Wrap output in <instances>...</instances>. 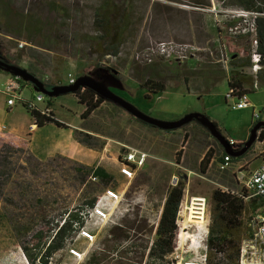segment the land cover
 Here are the masks:
<instances>
[{"label": "rangeland", "instance_id": "374dc122", "mask_svg": "<svg viewBox=\"0 0 264 264\" xmlns=\"http://www.w3.org/2000/svg\"><path fill=\"white\" fill-rule=\"evenodd\" d=\"M102 1L0 0V17H4L0 56L10 64L31 69L46 87L58 81L66 84L69 77H87L160 122L177 120L187 113L204 115L215 121L212 122L228 140H247L251 128L264 121V81L247 92L250 106L244 109L232 108L236 99L225 98L226 77L216 81L213 78L206 92L198 91V74L203 67L227 70V61L237 49L230 44L232 31L224 22L232 20L230 11H241L240 8L225 5L228 0H110L117 9L113 18L128 16V27L118 55L98 57L88 38L95 33L94 12ZM242 18L245 21L239 26L251 20L250 16ZM18 22L31 24L32 32L17 33ZM19 43H23L22 48ZM156 72L160 73L156 81L162 82L165 90L149 93L140 84ZM47 99L57 117L79 121L81 131L104 142L106 151L103 147L96 151L104 155L102 164L112 181L102 186L87 178L84 186L79 182L82 173L73 160L51 157L34 166L24 163L26 155L19 148L8 152L13 175L0 198V264H29L2 208L13 212L25 225L39 226L43 220L59 219L67 211L78 210L91 196L97 197L108 216L100 220L88 216L72 241L55 253L49 264H82L93 250L100 253V264H144V258L137 256L140 246L142 249L148 228L156 222L167 189L179 178L184 181V191L170 258L173 264H204L206 237L212 226L211 193L215 189H239L240 180L259 163L254 146L243 156L231 158L228 167L221 170L217 159L223 148L195 120L166 131L134 118L109 100L82 118L79 115L84 106L74 94L45 96ZM253 113L258 116L254 118ZM209 149L213 158L201 172L200 160ZM123 150L145 154L132 177L119 172ZM106 190L116 192L118 199L104 197ZM199 219L202 223L198 226L195 222ZM240 221L241 229H245L247 213ZM137 223L142 229L135 228ZM115 226L125 232L128 240L112 243L108 233Z\"/></svg>", "mask_w": 264, "mask_h": 264}, {"label": "trees", "instance_id": "16d2710c", "mask_svg": "<svg viewBox=\"0 0 264 264\" xmlns=\"http://www.w3.org/2000/svg\"><path fill=\"white\" fill-rule=\"evenodd\" d=\"M219 1L224 3L225 0ZM228 1L229 3H226L225 5H233L240 8L242 11L255 12L259 15H256L244 26L238 25L245 21L242 17H233L232 20L224 22L226 29H228V31H232L230 34V44L237 50L230 55L227 61L229 66L228 72L224 69L213 70L211 66H205L201 71H199L198 77L201 82V86L198 91H200V93L206 92L209 89L211 79L213 78H215L214 81H216L222 77H226L228 89L233 91L234 96H240L241 94L247 93V90L243 87L244 84L252 86L253 78L243 71V68L250 66L251 63L250 44L253 35L249 30L251 21L253 22L254 27L256 52L260 55V69L256 72V79L258 81H264V15H262L264 14V0ZM113 6H115V4H113L112 1L103 0L94 12L93 23L95 33L93 36H90L88 40L92 44V48L94 49L93 51L98 55V57H104L107 55L113 57L117 56L120 46L124 40V34L128 27V16L124 15L122 17L119 16V18H113V14H115L114 12L117 10L116 7L113 8ZM3 21L4 17H0V29ZM32 25L34 26V24ZM16 27L17 33L22 31L29 33L32 32L31 24L30 26H25L18 22ZM16 36L18 37L19 35ZM4 60L8 62V60ZM27 71L34 74L31 69H27ZM156 77H160L159 72H156V74L151 77L144 78L140 87L147 89L149 93L164 91V84L160 81H156ZM19 80L27 84L29 87H32L29 82L23 81L22 79ZM182 81L187 83L188 79L183 77ZM59 84H61L60 81L51 86ZM74 95L77 98L78 103L84 106V110L80 114L82 118H86L91 115V113H93L105 100L94 91L87 88L77 90ZM21 103L29 112L30 116L34 120V124L37 127L43 126L48 122H52L57 126L65 127L63 123L54 118L51 111L47 115L42 114L37 110H29L24 100H21ZM51 105V100L47 99L46 106L50 107ZM73 137L77 143L92 150L101 149L104 145V142H100L96 136L90 134L89 132L74 130ZM258 137L262 139L264 137V132H260ZM242 144L243 142H235L232 146L233 150H240ZM18 148L19 151L26 155L24 160L26 165L33 164L36 166L41 164V161L35 159L28 151L25 140L17 139L11 134H5L0 137V198L13 175V170H11L8 166L10 163L7 161V153L12 150H18ZM123 151L125 152V150ZM179 156L180 152H177L175 158L177 163L179 161ZM224 156L225 153L223 151L222 156H220L217 161L219 163L223 162ZM53 158L67 160L66 158L58 155L52 157L51 159ZM212 158L213 151L209 149L200 160L201 172H204L207 169ZM72 163L76 165L77 171L82 173L81 179L79 180L81 185H86L87 178L97 181L102 186H108L112 181V175L106 172L101 166L88 167L77 162ZM20 167L23 168L22 165H20ZM183 191L184 181L182 178H179L176 184L171 185L167 189L163 197L156 222L148 228L146 242L142 246V249L140 246L141 251L137 255L139 258H144V264H173V260L170 256L174 252L178 212L183 198ZM211 199L212 226H210L206 237L207 250L205 253L204 264H238L240 242L245 236H247L249 231L247 227L245 229H241L242 223L240 221V217L244 213L255 214L263 205V202L260 199L255 198L250 200L248 203H244L230 190L224 191L221 189H215L212 191ZM84 201L83 205L78 207V210L67 211L60 216L59 219H53L51 221L43 220V224L39 223V226L35 224L25 225L20 222L17 217H15L13 212H10L6 208H2V214L13 230L15 237L18 239L20 247L29 264H49L52 256L65 249L67 244L72 241L73 237L83 227L89 211L97 202V197L91 196ZM44 218L45 217L43 216V219ZM141 223H137L135 228L142 229ZM21 234L24 235V240H21ZM108 236L110 237L112 243H115L117 240H128V236L125 235V232L118 226L111 228ZM24 237L28 238L25 240ZM100 263V253L93 250L89 253L86 260L82 264Z\"/></svg>", "mask_w": 264, "mask_h": 264}, {"label": "built area", "instance_id": "2783aa9c", "mask_svg": "<svg viewBox=\"0 0 264 264\" xmlns=\"http://www.w3.org/2000/svg\"><path fill=\"white\" fill-rule=\"evenodd\" d=\"M233 17H246L250 16L251 20L256 15H259L255 12L247 11H230ZM264 15V14H262ZM249 30L252 32L251 38V54L250 61L251 67L250 70L255 74L260 69V55L256 52V41L254 39V27L253 22L249 25ZM23 43H19V48H22ZM224 61V59H223ZM20 78L16 76H11L5 86L4 92L9 95L10 102L20 100V91L22 88V83ZM75 81L74 78L69 77L66 84H73ZM62 84V83H61ZM231 89L227 90L225 95L226 99H236V103L232 105L234 109H244L247 106H250V103L247 100L246 94H241L240 96H234ZM23 101V100H22ZM26 106L29 110H37L42 114H48L50 112L49 107L46 106L45 95L41 92H35L34 96L28 100H24ZM40 105H43L40 108ZM258 115L253 113V117L256 118ZM34 121V120H33ZM258 137V135H257ZM229 144L233 146L235 143L234 140H228ZM261 149H257L258 147ZM259 147V148H260ZM254 151L260 156V161L258 165L249 172L245 179L240 180L239 189L236 191H231L236 197L240 198L244 203H248L250 200L258 198L263 202V205L255 214L247 213L248 223L247 229L248 234L245 236L239 246V255H238V264H264V139L258 138L254 144ZM145 154L137 151L129 150L125 152L122 156L119 166V172L124 177H132L135 170L143 163ZM231 156L225 153L223 157V162H220L218 167L221 170H224L228 167V164L231 161ZM174 184H176V179ZM226 191V190H224ZM104 197L110 200L118 199V194L111 190H106ZM88 216H94L96 219H105L108 216V212L96 202L94 207L89 211ZM84 237L90 238V235L81 231ZM88 236H86V235ZM73 251V250H72ZM74 256L78 257V253L73 251Z\"/></svg>", "mask_w": 264, "mask_h": 264}, {"label": "crops", "instance_id": "0c3cea01", "mask_svg": "<svg viewBox=\"0 0 264 264\" xmlns=\"http://www.w3.org/2000/svg\"><path fill=\"white\" fill-rule=\"evenodd\" d=\"M250 67L251 63L250 66L243 68V71L253 78L252 86H248L247 84L243 86L247 92H252L257 89L260 83L256 79V73L253 74ZM225 71H229V66ZM11 76V73L0 68V137L5 134H11L17 139L25 140L28 151L38 161H44L58 155L88 167L101 166L104 168V164H102V156L104 155L101 152L86 148L75 141L73 131L81 130L78 125L79 121L73 122L69 119L57 117L51 105L49 109L54 118L63 123L65 127L57 126L52 122L45 123L40 127L34 124L33 118L21 103V100H28L34 96L35 91L32 87L22 83V88L19 93L20 100L10 102L11 98L4 92V86ZM18 105H21V107H18ZM42 107L43 105H40V108ZM261 122L264 123V121ZM260 132H264V128L258 131V133ZM234 141L240 142L237 140ZM103 151H106V145L103 147ZM105 171L107 172V170Z\"/></svg>", "mask_w": 264, "mask_h": 264}, {"label": "water", "instance_id": "95a60500", "mask_svg": "<svg viewBox=\"0 0 264 264\" xmlns=\"http://www.w3.org/2000/svg\"><path fill=\"white\" fill-rule=\"evenodd\" d=\"M0 68L6 72L11 73L13 76L22 79L23 81L29 82L32 86V89L35 92H41L45 96H54V95L66 94V93L74 94L75 92H77V90L81 88L90 89L100 97L104 98L105 100H109L112 103L118 105L134 118L162 130L170 131V130L178 129L183 125L191 122L192 120H195L209 131L210 135L214 139H216L218 143L221 145L224 153L229 154L232 158H238L243 154H245L253 145V143L256 141L257 132L264 126L263 122H258L257 124H255L251 128L249 136L247 140L243 142L240 150L234 151L233 147L229 144L228 139L225 136H223L220 133V131L217 129V127L211 121H209L204 115H200L198 113H187L177 120L160 122L154 118H151L141 113L133 105L126 102L121 97L106 91L101 86H99L98 84H96L94 81H92L87 77L77 78L73 84H59L51 87L48 86L46 87L45 83L39 78H37L35 75H33L32 73L28 72L27 70L17 65H13L6 62L2 57H0Z\"/></svg>", "mask_w": 264, "mask_h": 264}, {"label": "bare ground", "instance_id": "6f19581e", "mask_svg": "<svg viewBox=\"0 0 264 264\" xmlns=\"http://www.w3.org/2000/svg\"><path fill=\"white\" fill-rule=\"evenodd\" d=\"M193 209H194V208H193ZM198 213H199V212H198ZM195 223L199 226V225H201L202 222H201L200 219H199V220H197ZM178 237H180V236H178Z\"/></svg>", "mask_w": 264, "mask_h": 264}, {"label": "flooded vegetation", "instance_id": "af4514ba", "mask_svg": "<svg viewBox=\"0 0 264 264\" xmlns=\"http://www.w3.org/2000/svg\"><path fill=\"white\" fill-rule=\"evenodd\" d=\"M0 55H1V54H0ZM0 57H1V56H0ZM263 128H264V127H262L261 129H263ZM258 138H259V137L256 138V141H257ZM263 139H264V138H263ZM256 141L253 143L252 146H254V144L256 143ZM243 142H244V141H243ZM252 146H251V147H252ZM251 147H250V148H251Z\"/></svg>", "mask_w": 264, "mask_h": 264}]
</instances>
